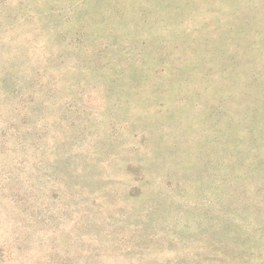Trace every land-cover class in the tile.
I'll return each instance as SVG.
<instances>
[{"label": "rangeland", "instance_id": "obj_1", "mask_svg": "<svg viewBox=\"0 0 264 264\" xmlns=\"http://www.w3.org/2000/svg\"><path fill=\"white\" fill-rule=\"evenodd\" d=\"M0 264H264V0H0Z\"/></svg>", "mask_w": 264, "mask_h": 264}, {"label": "trees", "instance_id": "obj_2", "mask_svg": "<svg viewBox=\"0 0 264 264\" xmlns=\"http://www.w3.org/2000/svg\"><path fill=\"white\" fill-rule=\"evenodd\" d=\"M1 260V259H0Z\"/></svg>", "mask_w": 264, "mask_h": 264}]
</instances>
